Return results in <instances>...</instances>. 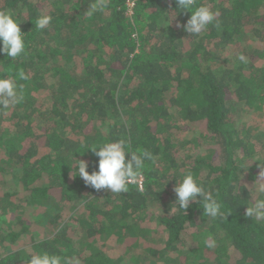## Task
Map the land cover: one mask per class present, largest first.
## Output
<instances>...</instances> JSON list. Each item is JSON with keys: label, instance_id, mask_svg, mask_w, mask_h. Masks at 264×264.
Instances as JSON below:
<instances>
[{"label": "trees", "instance_id": "trees-1", "mask_svg": "<svg viewBox=\"0 0 264 264\" xmlns=\"http://www.w3.org/2000/svg\"><path fill=\"white\" fill-rule=\"evenodd\" d=\"M91 2L0 0L25 41L15 59L0 53V78L14 76L24 94L9 115L0 108V212L13 211L0 230V264H26L39 251L62 264H264V220L245 215L264 172L254 137L264 118V0H196L218 13L199 35L176 27L191 13L175 0H108L87 18ZM41 15L52 20L37 30ZM221 52L236 63L221 64ZM118 139L153 155L142 190L97 191L74 176L73 158L91 173L98 158L88 148ZM188 170L225 219L196 202L185 212L174 204ZM209 237L216 246L206 256Z\"/></svg>", "mask_w": 264, "mask_h": 264}, {"label": "clouds", "instance_id": "clouds-1", "mask_svg": "<svg viewBox=\"0 0 264 264\" xmlns=\"http://www.w3.org/2000/svg\"><path fill=\"white\" fill-rule=\"evenodd\" d=\"M108 0H92L88 9L84 12L87 18H92L99 11L107 7ZM176 9L190 12L187 21L181 24L176 23L177 28H182L186 33L199 35L212 24L217 12H214L207 5H196V0H175ZM50 15H41L35 21L37 30L46 29L51 23ZM20 23L14 18L12 12L0 10V53L15 59L25 51L24 35L21 34ZM241 62L246 61L243 53L237 57ZM19 79H27L23 71L18 73ZM24 99L22 87L18 85L14 76L6 75L0 78V108L8 109L21 103ZM98 158L96 169L91 173L87 170L89 164L84 160L74 159L73 169L75 175L83 179L85 185L99 191L107 189L112 193H123L128 190L129 185H138L142 190V176L145 169V161L153 160V155L147 150L137 149L130 151L124 140L118 139L105 142L101 146L89 147ZM257 198L251 206H247L245 215L255 217L257 220H264V172H260L253 187ZM176 200L175 203L179 210L190 207L192 202L202 204L203 214L216 219L223 216L221 203L212 192L207 191L202 184L195 178L192 171H186L179 181L176 180L173 189ZM199 197V200L197 199ZM206 247L214 248L216 240L212 237L205 242ZM26 264H62L59 255L50 254L47 251H39L30 256ZM79 264V260L75 261Z\"/></svg>", "mask_w": 264, "mask_h": 264}, {"label": "rangeland", "instance_id": "rangeland-1", "mask_svg": "<svg viewBox=\"0 0 264 264\" xmlns=\"http://www.w3.org/2000/svg\"><path fill=\"white\" fill-rule=\"evenodd\" d=\"M129 2V4H131L132 3V1L133 0H128ZM242 46H241V45ZM240 44H238V46L240 47H243V49H246L247 47L248 48H250V47H252V37L248 34V35H246V36H244L243 37V42H241ZM245 47V48H244ZM238 48V47H237ZM220 55H221V64H223L224 66H230V65H232V64H234V63H236V56L232 53H224V52H221L220 53ZM13 110V107H10V108H8L7 109V112L5 113V114H7V115H9V113L11 112ZM173 115H174V118L175 119H178V115H177V113H175V112H173ZM258 128L256 129V132H255V134H254V137H255V139H256V142H257V146L259 147L260 145H261V143L262 142H260V141H263V143H264V118H258ZM81 137L83 138L84 137V135H82L81 134ZM9 178H10V175H6L5 177H4V188H6V189H8V190H11V188H10V184L8 185V183H10L11 182V180H9ZM10 188V189H9ZM30 203V202H29ZM2 200H0V206H2ZM31 206V205H30ZM160 209L161 208H159L158 207V205H151L150 206V208H149V212L151 211V212H154V213H157V212H159L160 211ZM33 210H31V212H32ZM12 209H10V207H8L7 208V210H5L4 212H0V230H3V226H2V223L4 222V221H6V223H8L9 225L12 223ZM16 212V214L19 212L18 210L17 211H15ZM14 212V213H15ZM44 219H41V217H37V218H34V222H33V227H32V230L33 231H35V233L37 234V236H38V234L40 235V236H42V234L43 233H45V231H43L44 230V228H45V223H44V221H43ZM5 225V224H4ZM149 225H150V227H152V228H156V226H157V224L155 223V220H152L150 223H149ZM11 227H12V225H11ZM43 229V230H42ZM41 230V231H40ZM156 236H161L159 233H157L156 234ZM155 236V237H156ZM39 237V236H38ZM192 243V241L190 240L189 241V244H188V246L189 247H187L186 249H185V251L187 252V251H189V249H191V248H193V245L191 244ZM214 250V248H211L210 249V251H208V252H206V253H204V255H206V256H208V255H210L211 254V252Z\"/></svg>", "mask_w": 264, "mask_h": 264}]
</instances>
